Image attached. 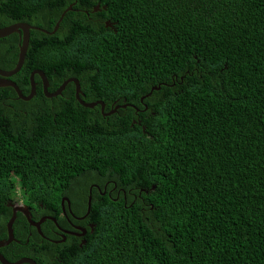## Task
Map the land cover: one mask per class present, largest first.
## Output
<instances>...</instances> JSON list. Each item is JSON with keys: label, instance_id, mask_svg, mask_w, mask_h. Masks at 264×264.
<instances>
[{"label": "trees", "instance_id": "trees-1", "mask_svg": "<svg viewBox=\"0 0 264 264\" xmlns=\"http://www.w3.org/2000/svg\"><path fill=\"white\" fill-rule=\"evenodd\" d=\"M18 22L47 31L10 77L24 95L39 69L119 107L73 82L48 98L37 74L28 101L0 86V240L15 201L93 223L69 252L17 213L8 261L264 264V0H0V28ZM19 43L0 38L1 70Z\"/></svg>", "mask_w": 264, "mask_h": 264}, {"label": "water", "instance_id": "water-1", "mask_svg": "<svg viewBox=\"0 0 264 264\" xmlns=\"http://www.w3.org/2000/svg\"><path fill=\"white\" fill-rule=\"evenodd\" d=\"M71 9H72V5H69L62 12V14L59 17L58 21L54 25V29L51 32H49V33H52V32L56 31V29L59 26V22L62 20L64 14L68 10H71ZM94 11H99V4L95 6ZM32 29L40 30V31H43V32H47L44 29H39L37 27L31 26V25H29L27 23H24V22L14 23V24H11V25H8V26L0 28V38L1 37H5V36H7V35H9L11 33H14V32L18 33L19 37H20L18 59L16 61L15 67L13 69H11V70H1L0 69V86H10V87H12L15 90V92L17 94V97L19 99L28 101L36 93V91H35L36 82L34 81V75L35 74H37L40 77L41 82H42V87H43V93L48 98H53V97H56V96L60 95L62 93V91L64 90V88L66 87V85L69 82H73L75 84L76 100L78 101L79 104H81L84 107H88V108H93V107H95L97 105H101V111H102L103 116H109V115L113 114L119 106L111 109L109 112H103L104 103L102 101L85 102L81 98V95H83V93L80 90L79 81H78L77 78H74V77L64 80L55 91L49 92L47 90L48 80H47L44 72L42 70L36 69V70H34V71H32L30 73V77H29V79H30V91H29L28 95H24L22 93V91L19 89L17 84L15 82H13L10 79V77L12 75L16 74L20 70L22 65H23V62H24V59H25V55H26V51H27V47H28V43H29L30 30H32ZM155 89H159V87L158 86L157 87H152V90H155ZM122 107H125V106H122ZM61 204H62V208H63V201L61 202ZM90 204H91V197L89 196L88 197V201H87L88 208H87V212H86L85 215H87V213L90 210ZM12 211H13V213H12L10 219L8 220L7 224H6V227H7V238L5 240H0V248L8 245L10 242H12L14 240L12 225H13L15 219H16V213L18 211L24 213V215L29 220V223L34 225V226H36L37 228L39 227L40 223L44 220V218H41L37 222H32L30 220V218H29V214L26 212L25 208H23L22 206H15ZM23 263L35 264L34 260H32L31 258H26V257L18 259L17 261L11 262V261H8L0 253V264H23Z\"/></svg>", "mask_w": 264, "mask_h": 264}, {"label": "flooded vegetation", "instance_id": "flooded-vegetation-1", "mask_svg": "<svg viewBox=\"0 0 264 264\" xmlns=\"http://www.w3.org/2000/svg\"><path fill=\"white\" fill-rule=\"evenodd\" d=\"M74 98L76 100V93H74ZM96 101H102L104 103V109H105V102L103 100L98 99ZM93 102H95V101H93ZM113 102H116V101L114 100ZM97 106L100 107V112L102 113L101 105H97ZM97 106H95V107H97ZM117 106H119V105H117ZM117 106L115 105V107H117ZM106 188H107V186H105V189ZM112 191L113 190H111L110 192H112ZM119 193H120V190L117 191V196H119L118 195ZM9 205L11 207V210H13V208L15 206H22L23 208H25V210L29 214V218L32 222H37L41 218H44V220L40 223L39 227L37 228L36 226L29 223V220L24 215V213L19 212V211L17 212V213H20L24 216L26 221L29 223L30 230L35 229L37 231V233L41 237H43L44 240L49 241L51 243H55L56 246L58 244L65 246V244L70 243L71 246L68 249L69 252H72L75 249L76 244H78L79 247L84 245L86 243V236L88 235V230L90 229V232L93 230V223H88L87 226L84 225L83 221H84L85 217L75 216L74 214H72L70 207H68V210H66V209L63 210V208H62L63 212L61 213V217L59 215L58 216L42 215V216L36 217L35 213L33 214V212L30 210L29 206L24 204L23 201H15L13 203H9ZM12 213H13V211H12ZM17 213H16V216H17ZM57 217L58 218L60 217V219H58ZM43 223L48 227L47 232H45L44 230L41 229V225ZM12 230H13V228H12ZM6 233H7V231H6ZM13 238H14V236H13ZM13 241L18 242L15 238ZM56 246H55V251H56ZM64 250H65V253L67 256L69 253L66 251L65 247H64ZM34 262L36 264L35 260H34Z\"/></svg>", "mask_w": 264, "mask_h": 264}]
</instances>
